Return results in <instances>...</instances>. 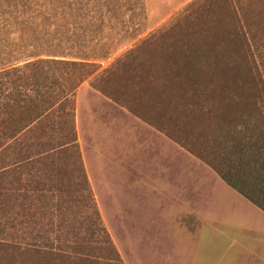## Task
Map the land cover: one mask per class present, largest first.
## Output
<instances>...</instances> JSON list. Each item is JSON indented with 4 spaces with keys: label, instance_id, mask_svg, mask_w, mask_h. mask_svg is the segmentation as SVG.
Segmentation results:
<instances>
[{
    "label": "rangeland",
    "instance_id": "rangeland-1",
    "mask_svg": "<svg viewBox=\"0 0 264 264\" xmlns=\"http://www.w3.org/2000/svg\"><path fill=\"white\" fill-rule=\"evenodd\" d=\"M244 136L264 0H0V264H264Z\"/></svg>",
    "mask_w": 264,
    "mask_h": 264
},
{
    "label": "trees",
    "instance_id": "trees-1",
    "mask_svg": "<svg viewBox=\"0 0 264 264\" xmlns=\"http://www.w3.org/2000/svg\"><path fill=\"white\" fill-rule=\"evenodd\" d=\"M52 66L54 65L55 67L60 65V66H77L78 69H85L88 66H91L92 64L90 63H82V62H70V61H58V60H53V59H40L36 60L33 62L25 63L22 67H14L12 71H17L21 72L22 70H29L30 67L34 68H42L45 69V66ZM8 75V74H5ZM83 77H80L77 81L78 83H81L83 81ZM86 79V78H85ZM56 104H52L49 108L52 111L55 108ZM49 110V109H48ZM239 141L235 142V139L233 138L232 140L234 141V146L237 150V152L242 153V155L247 158V159H253L255 166H257V171L256 173L259 175L257 178H259L258 182L260 183V186H264V144L260 145V148L254 149L255 146H258L256 143H254L253 140L247 138V137H240ZM247 138V139H246ZM234 167V166H233ZM236 168V167H234ZM221 178L226 181L230 186L233 188L237 189L241 194H243L245 197H247L250 201H252L255 205H257L260 209L264 211V189L259 188V191L257 190L256 192L253 193H245L242 191L240 188H238V185L233 183L228 175H221ZM252 192V191H251Z\"/></svg>",
    "mask_w": 264,
    "mask_h": 264
},
{
    "label": "crops",
    "instance_id": "crops-1",
    "mask_svg": "<svg viewBox=\"0 0 264 264\" xmlns=\"http://www.w3.org/2000/svg\"><path fill=\"white\" fill-rule=\"evenodd\" d=\"M162 244H163V239L154 238L153 239V242L151 243V245L148 246V248L150 249L149 251L151 253H154L155 251H160V249L162 247ZM164 258L165 257L163 256L162 259H164Z\"/></svg>",
    "mask_w": 264,
    "mask_h": 264
}]
</instances>
